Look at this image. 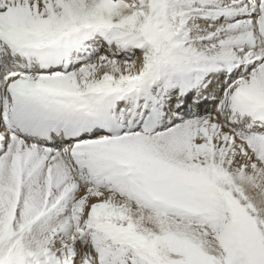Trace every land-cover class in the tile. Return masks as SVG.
Instances as JSON below:
<instances>
[{"label":"snow or ice","instance_id":"6c2138e0","mask_svg":"<svg viewBox=\"0 0 264 264\" xmlns=\"http://www.w3.org/2000/svg\"><path fill=\"white\" fill-rule=\"evenodd\" d=\"M0 264H264V0H0Z\"/></svg>","mask_w":264,"mask_h":264},{"label":"bare ground","instance_id":"6f19581e","mask_svg":"<svg viewBox=\"0 0 264 264\" xmlns=\"http://www.w3.org/2000/svg\"><path fill=\"white\" fill-rule=\"evenodd\" d=\"M206 96H207V100L202 102L201 105H200V108H199V111L201 113H203L205 110L211 111L213 109V107H214V102L212 100L211 95L206 93ZM191 99L192 98L189 99V107H191L195 111L196 110V106L192 104Z\"/></svg>","mask_w":264,"mask_h":264}]
</instances>
